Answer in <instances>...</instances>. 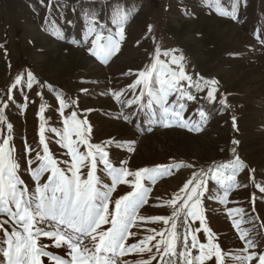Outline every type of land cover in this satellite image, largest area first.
I'll list each match as a JSON object with an SVG mask.
<instances>
[{
	"label": "rangeland",
	"instance_id": "rangeland-1",
	"mask_svg": "<svg viewBox=\"0 0 264 264\" xmlns=\"http://www.w3.org/2000/svg\"><path fill=\"white\" fill-rule=\"evenodd\" d=\"M264 264V0H0V264Z\"/></svg>",
	"mask_w": 264,
	"mask_h": 264
},
{
	"label": "trees",
	"instance_id": "trees-1",
	"mask_svg": "<svg viewBox=\"0 0 264 264\" xmlns=\"http://www.w3.org/2000/svg\"><path fill=\"white\" fill-rule=\"evenodd\" d=\"M160 264H181V263L179 262L178 257L173 255H167L161 259Z\"/></svg>",
	"mask_w": 264,
	"mask_h": 264
}]
</instances>
